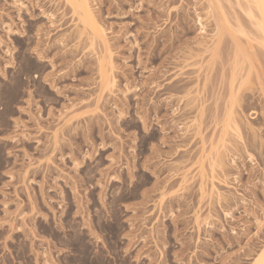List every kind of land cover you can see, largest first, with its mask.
I'll use <instances>...</instances> for the list:
<instances>
[{
  "label": "rangeland",
  "instance_id": "1",
  "mask_svg": "<svg viewBox=\"0 0 264 264\" xmlns=\"http://www.w3.org/2000/svg\"><path fill=\"white\" fill-rule=\"evenodd\" d=\"M0 0V264H255L256 0Z\"/></svg>",
  "mask_w": 264,
  "mask_h": 264
},
{
  "label": "bare ground",
  "instance_id": "2",
  "mask_svg": "<svg viewBox=\"0 0 264 264\" xmlns=\"http://www.w3.org/2000/svg\"><path fill=\"white\" fill-rule=\"evenodd\" d=\"M77 1V3L82 7V9L84 10V14H88L87 16H89V12L87 11V9L84 7V2L82 0H74ZM256 5L259 9V12L261 13V17H262V21H261V30L264 33V0H256ZM255 264H264V250L262 251V253L258 256V258L255 261Z\"/></svg>",
  "mask_w": 264,
  "mask_h": 264
}]
</instances>
